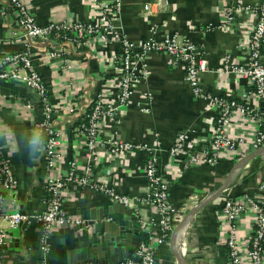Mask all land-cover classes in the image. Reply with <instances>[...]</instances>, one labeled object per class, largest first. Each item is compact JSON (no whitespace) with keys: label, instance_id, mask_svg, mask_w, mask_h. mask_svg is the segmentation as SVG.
Listing matches in <instances>:
<instances>
[{"label":"crops","instance_id":"0c3cea01","mask_svg":"<svg viewBox=\"0 0 264 264\" xmlns=\"http://www.w3.org/2000/svg\"><path fill=\"white\" fill-rule=\"evenodd\" d=\"M23 1L40 25L51 19L99 24L92 0ZM259 3L260 0H122L111 25L117 34L133 43L177 34L180 40L200 46L208 65L199 84L204 95L213 98L231 95L242 101L250 93L249 87L231 67L243 62L240 47L245 44L251 17L236 12L231 26L224 28L223 14L233 6ZM20 36L13 16L0 0V56L23 52ZM118 47L117 42L105 45L94 38L86 45L51 40L49 44H33L29 48L54 107V126L60 133L62 152L59 171L65 172L75 162L82 176L86 168H91L90 180L140 199L148 188L145 154L129 151L110 155L107 143L117 140L156 152L158 168L168 185L169 203L180 213L166 244L157 252L156 264H230L228 249L217 241L221 204L226 198L255 194L264 178V156L241 164L249 153L235 160H219L215 165L189 167L180 164V158L170 157L168 151L181 132L189 133V143L196 153L205 150L217 113L207 100L192 94L180 67L170 65L165 55L151 54L137 66L145 78L134 87L127 105L119 108L117 116L101 120V143L93 161L87 156L84 138L73 131L79 116L69 110L85 107L99 92L107 102L114 101L118 73L112 57ZM50 51H59L61 60L49 59ZM64 64L71 65L70 71L65 70ZM143 100H149L148 107H143ZM255 104L264 121L262 102H254L251 107ZM41 119V106L32 90L20 83L0 82V154L16 182L7 198L6 210L30 217L29 224L11 233L3 251L6 264H40L44 258L37 219L45 208L47 176L42 154L46 135L37 129ZM252 130L251 121L235 117L228 133L236 136ZM62 196L66 213L83 220L84 225L51 233L48 264H91L87 249L103 235L109 238L117 232L133 231L139 234L140 241L144 233L139 220L154 212L150 206H139L131 210L135 217L127 219L104 194L74 184L66 186ZM195 209L197 212L190 216ZM239 222L244 231L250 228L248 219L243 217ZM117 246L123 249L126 243Z\"/></svg>","mask_w":264,"mask_h":264},{"label":"built area","instance_id":"2783aa9c","mask_svg":"<svg viewBox=\"0 0 264 264\" xmlns=\"http://www.w3.org/2000/svg\"><path fill=\"white\" fill-rule=\"evenodd\" d=\"M13 16L16 28L21 33L25 50L20 53L0 56V82H16L32 90L40 103L42 119L37 125L38 131L46 135L42 148L47 176L45 183V208L38 222L39 243L43 253L40 264H48L46 257L50 252V236L54 230L64 227H79L83 220L76 219L66 213L63 208V191L70 184L78 188H92L107 196L113 204L129 210L139 206H150L152 215L140 218V227L145 239L131 257L123 264H156L158 250L166 244L178 220L179 210L168 200V185L158 168L157 153L146 150L143 146L124 144L117 140L108 141L110 155L127 152L144 153V174L148 182L145 194L138 198L122 195L105 183L90 180L91 168H86L84 175L79 174L76 163H70L65 172H60L62 161L60 133L54 126V107L51 103L46 84L37 71L31 58L30 46L49 44L51 40H61L66 45L75 43L86 45L94 38L102 44L119 43L112 57L118 73L117 92L113 102H107L102 92L85 107L78 111L80 125L75 126L74 133L83 137L88 149V157L95 161L96 147L100 145L99 130L101 120L105 116H117L121 106L127 105L134 87L145 78V74L137 71V66L151 54H162L168 58L172 66L180 67L184 72L185 82L195 97L207 100L217 113L211 128L209 146L196 153L189 143L188 132H181L170 147L168 154L172 158H180L179 163L185 167L199 165H215L219 160H235L245 157L264 146V121L254 102L264 104V0L257 5L233 6L224 10L222 27L229 28L236 12L247 13L251 17V26L247 29L243 51V62L231 67L246 81L249 94L244 100H235L231 95L224 98L207 97L200 89V78L208 70L206 56L200 46L180 40L177 34H170L161 39H146L138 43L117 34L111 25L113 16L118 15L122 0H92L99 24L91 25L72 20L51 19L40 25L23 0H2ZM49 59L61 60L59 51L47 53ZM70 71L71 65H63ZM229 69L228 65L225 70ZM143 107H148L149 100H143ZM147 105V106H146ZM87 109L89 112L87 113ZM264 110V107H263ZM264 115V111H263ZM249 120L253 123L252 133L231 136L228 133L234 118ZM86 121L87 124L84 123ZM264 171V164H263ZM16 185L11 169L0 154V264H6L3 251L8 246L11 233L29 224L30 217L17 211L7 212L6 202ZM142 202V204H140ZM249 220L250 228L243 230L240 219ZM219 234L217 241L228 249L230 264H264V178L255 194L245 193L235 198L223 200L219 215ZM244 231V232H243Z\"/></svg>","mask_w":264,"mask_h":264},{"label":"water","instance_id":"95a60500","mask_svg":"<svg viewBox=\"0 0 264 264\" xmlns=\"http://www.w3.org/2000/svg\"><path fill=\"white\" fill-rule=\"evenodd\" d=\"M264 104H261V111L263 110ZM264 156V146L246 157L241 164L246 163L253 157ZM240 164V166H241ZM236 166L235 169H237ZM205 202L204 204H208ZM121 212L127 219L135 217L131 210L126 209L122 206L117 205ZM198 209H195L190 216H192ZM92 225V224H91ZM115 228V227H114ZM121 231V230H120ZM129 240V241H128ZM181 240V237H180ZM139 234L136 232H131V234H124L123 231L117 232L116 235H111L109 238L106 235L100 236L99 242L87 249V253L90 254V259L88 260L91 264H120L126 262L133 256L138 245H139ZM118 243H126V247L121 249L117 245ZM102 253V256L98 255ZM99 258V259H97ZM87 261V262H88Z\"/></svg>","mask_w":264,"mask_h":264},{"label":"trees","instance_id":"16d2710c","mask_svg":"<svg viewBox=\"0 0 264 264\" xmlns=\"http://www.w3.org/2000/svg\"><path fill=\"white\" fill-rule=\"evenodd\" d=\"M88 112H89V109H87V113H88ZM82 121H83V120H81V121L79 120V121L75 124V126L80 125ZM84 123L87 124L86 121H84ZM144 239H145V235H141V237H140V242H142ZM131 257H132V256H131Z\"/></svg>","mask_w":264,"mask_h":264},{"label":"clouds","instance_id":"9594fccd","mask_svg":"<svg viewBox=\"0 0 264 264\" xmlns=\"http://www.w3.org/2000/svg\"><path fill=\"white\" fill-rule=\"evenodd\" d=\"M36 142H37V141H36L35 139L32 141L33 144H35Z\"/></svg>","mask_w":264,"mask_h":264}]
</instances>
